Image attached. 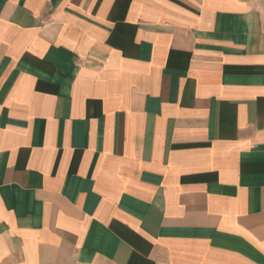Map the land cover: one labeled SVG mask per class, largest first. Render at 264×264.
I'll return each instance as SVG.
<instances>
[{
    "label": "crops",
    "instance_id": "0c3cea01",
    "mask_svg": "<svg viewBox=\"0 0 264 264\" xmlns=\"http://www.w3.org/2000/svg\"><path fill=\"white\" fill-rule=\"evenodd\" d=\"M0 264H264V0H0Z\"/></svg>",
    "mask_w": 264,
    "mask_h": 264
}]
</instances>
